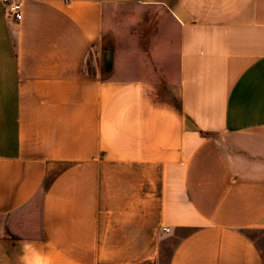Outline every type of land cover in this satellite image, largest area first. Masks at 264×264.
<instances>
[{
    "label": "crops",
    "instance_id": "obj_1",
    "mask_svg": "<svg viewBox=\"0 0 264 264\" xmlns=\"http://www.w3.org/2000/svg\"><path fill=\"white\" fill-rule=\"evenodd\" d=\"M10 1L0 264H264V0H129L178 24L163 82L100 73L124 0Z\"/></svg>",
    "mask_w": 264,
    "mask_h": 264
},
{
    "label": "rangeland",
    "instance_id": "obj_2",
    "mask_svg": "<svg viewBox=\"0 0 264 264\" xmlns=\"http://www.w3.org/2000/svg\"><path fill=\"white\" fill-rule=\"evenodd\" d=\"M99 70L107 79L177 78L179 27L168 12L136 1L109 2L97 47ZM264 254V234L252 232Z\"/></svg>",
    "mask_w": 264,
    "mask_h": 264
},
{
    "label": "built area",
    "instance_id": "obj_3",
    "mask_svg": "<svg viewBox=\"0 0 264 264\" xmlns=\"http://www.w3.org/2000/svg\"><path fill=\"white\" fill-rule=\"evenodd\" d=\"M8 9L10 13L16 18V19H21L22 18V5L19 1L17 0H12L8 2L7 4ZM165 231H169V228H165Z\"/></svg>",
    "mask_w": 264,
    "mask_h": 264
}]
</instances>
